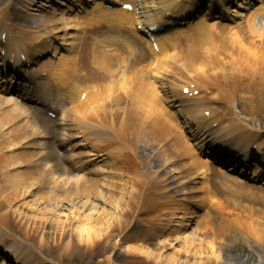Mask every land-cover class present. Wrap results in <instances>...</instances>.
Here are the masks:
<instances>
[{
	"label": "bare ground",
	"instance_id": "6f19581e",
	"mask_svg": "<svg viewBox=\"0 0 264 264\" xmlns=\"http://www.w3.org/2000/svg\"><path fill=\"white\" fill-rule=\"evenodd\" d=\"M12 1L0 0V36L10 31L16 32L14 35L16 37L6 38V46L2 47V50L6 49V53L9 51L17 53L23 45L30 48V45H33L32 48L38 49V45H34V42L44 41V39L47 41L42 42L44 45L40 47L42 50L38 51L39 54L49 51L52 39L59 40L61 49L57 52L56 45L53 49L52 57L56 58V62L53 63L49 58L46 61H37L39 68L35 70H21L32 77L31 84L33 87L28 86L27 90H34V93L39 94V97L43 99V102H31L37 107L32 106L30 108V105L28 107L26 103L16 101V98L20 95L26 96L22 93H25L26 90L14 91L13 95L5 98L3 95L8 93L4 90L5 87H2L4 81H2L1 76L2 71L0 73V164H3L4 167L1 172L3 173V169H5L4 173L1 174L2 176L0 175V203L3 205H0V208L4 209L3 207L6 205L12 204L11 209H14L12 211L18 218L14 222L6 211L0 209V226L2 227V229L0 228V232H2L0 240L4 239L7 242L10 237L16 240L15 244H22V241L15 237V230L7 229V223L13 225L28 223L27 225H29L32 222V226L38 223V228L51 224L60 236L67 232L70 234L67 237L68 239L64 240L66 249L73 245V237H75L78 243H83L86 248L95 251L101 247L99 244L119 235L122 224L135 210V196H141L142 201L140 198V204L144 205L145 209L149 205L155 206L161 195L164 197L167 193V189L163 188L176 183L175 180L180 178L179 175L181 177L186 175V167L189 168L187 176L193 180L194 184L198 179L206 183L207 179L215 174L209 158L219 159V156L226 157L227 155L224 153L225 151L217 148L216 144L239 150L238 155L245 157V159L250 156L247 150L248 135L245 132L234 134L235 131L240 130L239 124L235 122L236 125L231 122L222 124V118L218 117V114L212 108V105L216 102L221 107L226 106L224 104L227 102L226 100H231L230 93L234 97H238V94L229 93L223 87L224 85H231L235 89L243 82L237 83L239 85L234 81H228L230 85L226 82L220 83L222 84L219 87L221 89H217L213 98L199 96L200 98L188 100L181 93L182 88L194 85L200 90V93L201 91L206 93L210 86L205 81L190 78L188 81L185 80L187 85H179L178 90V85L174 80L166 78L163 73H170L171 76H174L175 73H194L200 69L213 70V65L209 60L205 57L204 60L197 57L199 55L197 50L203 44L211 45L212 53L208 54L211 62L215 60L217 51L232 49L236 54H241L239 58L232 56L234 53L230 56L235 68L240 69L242 74L246 70V76L253 75V79L255 78V80H249L243 86L245 93H247L245 97L248 104L263 102L264 0L257 1L258 6H252L247 0H242L236 4L238 9H243L241 12L226 7L222 16L214 13L215 16L213 17L212 14L199 17L194 21L186 18V16L196 11L198 0H108L119 5L123 3L131 4L133 6L132 13L117 8L107 9L101 0H85V3L93 4L92 10L95 11L96 17L100 13H108L117 16V20H122V17L132 20L128 14L133 15L134 26H140L142 29L147 23L165 18L164 14L170 11H172V15L167 20L170 25L174 24V19L177 17H184V21H193L185 29L182 27L185 24L183 23L181 24L182 28L170 27L165 34L157 36V44L158 46L161 45L158 53H155L148 43L143 40L144 43H132L139 55L130 53L123 59L110 58L111 52L108 51L95 55L88 54L89 61L82 59L87 52L84 34L79 30L81 28L79 21L82 18L78 14H82L81 11L84 10V5L79 3V0H71V2L78 3L74 5H77L76 7L80 10L74 18H68L67 13L72 12L71 7L67 8L68 12L61 11L56 15L42 14L41 28L38 27L37 30H34L26 24L24 34H21L15 28L14 24L18 22L17 20H20V15L15 12ZM27 1H29L28 5L34 2V0ZM211 4L215 6L213 1H211ZM245 4L249 7H246ZM59 5L64 4L59 3ZM84 11L86 12V10ZM244 11H248L247 14ZM216 13H219V11ZM229 20L234 24H231L233 26L227 29L225 23ZM22 22L26 21L22 19ZM116 27L118 28V26ZM40 31H44V33L42 34ZM215 43H221L222 46H214ZM145 47L151 56L156 57L155 60H150L148 64H150L149 72L152 74V78L154 80L161 79L158 82L157 90L153 88L146 73L141 72L138 75L129 71L126 75V71L145 61L144 57L147 55L144 50ZM62 49L67 54L60 53V51H63ZM72 62L76 65H73ZM127 65L131 66L127 68ZM37 71L46 73V80L40 79ZM110 74H113L114 79L121 85L125 84L123 80L126 78L128 88H130L128 92H132L131 99L126 102L124 98L123 101H120V107L118 105L120 102L113 106L116 108H112L105 101L99 102L101 95H104L102 93H97L98 98L92 101V98L96 97L94 96L93 87L84 80L85 78L95 77L98 78V84L104 83L108 77L106 75ZM55 83H58L61 89L67 87L65 92L58 86L56 87ZM115 86L116 83H110L108 88L112 90ZM117 86L120 88V85ZM145 88L151 92V95H148ZM109 89H107V94L112 93ZM244 90L242 91L244 92ZM86 91L87 94L84 100L78 103V99ZM117 97L120 100L123 98L114 94L113 100L116 101ZM238 98L236 100H245L242 97ZM60 101H64L66 104L62 105L59 103ZM123 102L130 105L128 115L136 118L138 124L130 125L127 122L126 125V121H124L126 118L121 121L110 118L111 109H116L119 114L123 112ZM44 105H48L49 108L59 112L56 119L49 121L48 125L45 122L46 117L35 113V110L40 106H42L40 109L42 112ZM166 108H170L173 113L167 112ZM204 110H210L211 114L214 115V119L207 121L203 117ZM116 112L115 110L113 112L115 117L119 115ZM91 114L96 115L94 116L96 119H92L94 123L88 120V115ZM173 114L181 122L176 123ZM97 119H100V122H97ZM146 122L151 124L147 126ZM104 123H106V126L103 125ZM214 123H217L215 128H213ZM175 124L179 125L181 129L179 133L185 142L176 141V143H171V140L176 136ZM135 129L141 131L142 136L147 134L154 143L151 145L155 147L152 150L144 148L147 153L146 158L156 154L157 156H155L160 160V162L157 160L159 163L154 165L152 161L151 168H153L152 172L154 171V173L151 172V179L150 181L146 180V183L138 181L141 176L136 177L135 182L128 181L135 167H140L139 158L135 156L137 154L134 150L138 142L136 141L137 134L133 135ZM183 131L187 133L189 142L185 140ZM107 138L111 140V143L113 142V145H108V148L100 150L101 142H104ZM231 138H238L240 141H232ZM166 141L170 142V148L164 150L162 145ZM48 142L52 146L51 151L47 148ZM232 142L235 143L230 144ZM180 145L186 151H180ZM191 145L195 149V155L192 153L193 148H191ZM83 147H86L84 152L78 151L77 148L81 149ZM128 147L129 153H126ZM25 148H31L34 151L31 150V152L25 153V151L23 152ZM56 149H62V151L59 153ZM38 150L41 151L37 152ZM204 152L210 155L207 159L201 158V154ZM170 153L183 159L171 158ZM39 155H41V159ZM129 159H131L130 163L132 164H129ZM186 159L188 166H182L178 171L173 170V175H171L169 164L186 161ZM223 160L227 161V159ZM262 160L264 161V156ZM36 162L45 163L46 168L44 166L39 167L40 169L37 168L34 165ZM91 163L92 168L90 169L88 165ZM128 164L130 167L133 166V170L125 167ZM164 164H168V166H164ZM20 165L23 166L22 170H15ZM94 169L98 173L92 176L88 174L89 177H86V174L94 171ZM146 169L149 172L148 167ZM243 173H246V171L241 166L238 174ZM260 173L261 169L255 166L250 174L251 180H256ZM119 174L122 176L117 177ZM33 176L38 178V184H34L36 178L32 179ZM241 180L243 178L231 179V181H227L228 186L234 188L237 181L242 182ZM48 182L50 183L49 190H47ZM168 182L170 183L168 184ZM155 186L159 187L161 195L152 191ZM44 189L47 191H44ZM174 190V195L178 197L180 193L178 188ZM41 191L46 192L48 196L44 198ZM150 191H152L151 196L149 195ZM246 191L250 192L251 189H245ZM261 193L264 195V191H261ZM153 194L158 195V198H153ZM125 196L130 197L129 202ZM195 215L194 211L185 210L181 216L177 217L176 222L169 223L168 226L163 225L170 229V234L174 233V240L185 247L183 253H185L187 259L181 261L178 257L176 258L177 255L163 256L162 249L155 254L133 245L125 247L126 253L132 256L138 253L142 255V258L153 264H204V259H214L216 264H220L222 261L221 250L214 247L215 244L212 241L206 242L205 245H208V247H202L208 250V257H204L197 252H191L190 254V249L193 247H198V251L202 250L197 229L191 227L193 224L196 225L197 216ZM188 229L190 230L187 231ZM162 234H166L168 238H165L166 243L163 241L161 247L164 249L171 248L170 243H167L171 239L169 234L165 232ZM255 236L264 246V237L262 238L258 231H255ZM38 239V244L41 246L43 237L39 236ZM129 240L131 239L127 237L122 238L123 243ZM4 246H6L5 253L9 256V260L13 259L15 264H30L32 262L31 255L27 252L28 247L23 248L24 255H22L18 247L15 248L6 243H4ZM26 246L32 247L29 243ZM0 264H4L3 260Z\"/></svg>",
	"mask_w": 264,
	"mask_h": 264
},
{
	"label": "rangeland",
	"instance_id": "374dc122",
	"mask_svg": "<svg viewBox=\"0 0 264 264\" xmlns=\"http://www.w3.org/2000/svg\"><path fill=\"white\" fill-rule=\"evenodd\" d=\"M53 1L59 2V0ZM28 2L29 1L27 0H13L12 6L16 8L19 7V10H17L20 15V20H18L19 25L23 27L26 26V24L22 22L23 19L24 21H26L27 25L29 24L30 27H32L34 30L41 26L42 14L55 15L57 13V8H59L55 6V4L51 2V0H34L31 5H28ZM39 3L40 5H38ZM45 5L47 6V8L43 7ZM19 25L16 24L17 27ZM88 25H90V30L93 31H97L101 28L100 25L86 21L84 28H86L87 31ZM20 26L18 28H21ZM41 32L44 33V31ZM219 45L222 46L221 43H215L214 46ZM210 46L211 45L209 44H203L200 49L198 48L197 51H199V55L197 57H200V59L202 60H204L205 57V59L209 60V62L213 65V70L206 71L200 69L199 71H196L194 73H175L174 76H172V79L176 84H179L184 80L188 81L190 78L205 81L206 84L210 86V89H208L207 91L209 93L206 95L207 97H209L213 93H216L217 89L222 85L220 83H228V81H234L237 84L239 82H243L239 87H236L235 89L229 83L228 85L230 86L224 85L223 87H225V89L229 91V93L232 92L233 94H238V97H242L245 100H236L239 98L234 97V95L230 93L229 97H231V100H226L227 102L224 103L226 104V106L221 107L219 104H216V107L214 108H217V112H219L221 118V114L223 115L224 120H227L229 122L230 120L235 119L236 122H239L241 127H243L254 136L258 137V140L259 138H262V142L260 140L259 142L261 144L263 143L264 147V101L248 104V100L245 97V94L247 93H245V90L243 89V86L247 84L246 82H249V80H255V78L253 79V75L246 76V70L244 71V74H242L240 73V69L238 70L237 68H235L230 56L234 53L232 56H234L235 58H239L241 54H236L232 51V49L227 51H217L215 60L211 62L208 56V54L212 53V49H210ZM262 50L264 51V47ZM130 66L131 65H127V68ZM149 68L150 64L146 62L126 71V75L129 71L135 72V74L138 75H140L141 72L146 73L151 84L153 85V88L157 90L154 82L151 79ZM91 70L93 71V69ZM166 75L168 74L163 73V76ZM106 76H108L109 78L107 77L103 84H98V78L95 77L84 79L93 87L94 96L96 97L92 98V101L98 98V96L96 95L97 93H102L104 95H101V97L99 98V102L105 101L109 104V106L111 105L112 108H116L113 106L118 104L120 101H123L124 98L126 102L131 99L132 92H128L130 88H128L129 85L126 78H124L125 80H123L125 84L121 85L117 82V80L114 79L113 74ZM110 83H116V86L112 88V90L108 88V85H110ZM117 85H120V88ZM106 88L109 89L112 93L107 94L108 91ZM242 90H244V92ZM145 91L148 93V95H151V92L146 88ZM210 92L212 93L210 94ZM114 94L117 96H122L123 98L120 100V98L117 97L118 101H115L113 100ZM211 97H213V95ZM96 102L98 103V100ZM118 105L120 107L121 102ZM123 105L124 110L120 114L116 112V109H111L109 113L110 118H113L116 121H121L126 118L124 120L126 121V125L128 123L130 125L138 124V120L136 118H133L132 116L129 117L128 115L130 105L125 102H123ZM114 110L117 115L119 114L117 117L114 116ZM94 116L96 115H88V120L90 122H93L92 119H96ZM97 122H100V119H97ZM149 124L151 123L146 122L147 126ZM103 125L106 126V123H104ZM175 127L176 136L171 140V143H176V141L185 142L181 138V134L179 133L181 131L179 125H176ZM135 130L133 132V135L137 134V137L139 139L137 138L136 140L135 138V140L138 142L136 143L134 150H136L137 157L139 158L138 161L140 163V167H135V170L132 172V175L130 179H128V181L135 182V178L141 176V179L138 181H141V183H146V180L150 181L151 179L150 175L153 169L151 168L152 161L154 165L155 163H159L160 160L156 157V154H153L152 156L146 158L147 153L144 148H146V150H152L153 148H155L154 146H151L154 143H152V140L147 134L145 136H142L141 131L139 132V130ZM105 140L106 143H103V145H113V142L111 143V140L109 138ZM185 140H187L186 137ZM179 147L180 151H186V149H182L181 145ZM169 148L170 142H164V144L162 145V149L165 150ZM169 156L171 158L174 157L180 160L183 159L176 157V154L173 155V153H170ZM39 157L41 158V155H39ZM157 160H159V162ZM130 162L131 159H129V164H132ZM178 162L179 163L174 162L169 164L171 175H173V170L178 171V169H180L182 166H188L187 159L186 161ZM129 164L125 167H127L129 170H133V166L130 167ZM144 165L146 167H143ZM42 166L45 167V163L44 165L40 164V168ZM164 166H168V164H164ZM147 167L149 169V172L146 169ZM2 168H4L3 164H0V175L5 171V169H3L2 173ZM185 170L186 175L180 177L178 180H175L176 183H173V185H167V187L165 186L163 188L167 189V193L164 198L163 195H161L159 187L155 186L152 191H155L156 194L161 195L160 200L156 202L157 204L155 206L149 205L145 209V207H143L144 205L140 204L142 201L141 196H135V210L131 212L129 218L124 224H122L119 235L117 237H111L110 239L104 241L102 244H99L101 247L95 251L89 250L83 243H78L76 241V238L73 236V245L70 248L66 249L64 240L68 239L67 237H69L70 234L67 232L60 236L55 230V227H52L51 224H46L45 226L38 228V223L32 226V222H30L29 225H27L28 223H18L15 225L7 223V229L15 230V234H13L18 240L22 241L21 248H29L27 252L30 253V258L32 260V263L34 264H153L152 262H148L147 260L142 258V255H139L138 253L135 256L127 254L125 251V247L127 245L139 246L140 248H144L155 254L159 253L162 249L163 256L177 255L176 258L178 257L182 261L187 259V257L185 256V253H183L185 247H183L180 242H177L173 239L167 241V243H170L171 248L164 249L161 247L162 242L164 241L166 243L165 238L168 237H166L164 234L161 235L162 233L159 235L158 230L161 228V224L158 219L161 216V219H163L162 224L167 223L168 221L171 222L173 220L172 218L175 219V216L178 214L180 208H183V206L179 203H181L180 200L184 195V192H189L188 189H191L193 187L194 189L192 190H196L198 192L192 193L191 196L198 198L200 201L198 202L201 205L200 207L202 209L203 207L204 209H206V211L204 212H202V210L199 211L200 218L199 223L197 224L198 227H196L198 236L201 239V248L208 247V245H205L207 241L214 242V247H217L221 250L222 261L220 264H264V246L255 236V231H258L260 233V236L262 238L264 237V202H261L262 198L245 193V189L247 188L245 185H243L242 189H240L238 186L232 188L231 186H228L224 182V180H219L217 182L222 184L213 183L212 185H205L206 187H208V189H206L201 184L192 186L190 177L187 176L189 168L186 167ZM152 173H154V171ZM32 179H35L34 184H38L37 177L33 176ZM189 180L190 182H187ZM169 183L170 182H168V184ZM183 184L187 185V188L185 187L184 190L182 188ZM49 186L50 183L48 182L47 190H49ZM176 188H180L179 197H176L173 193V190ZM45 189L44 191H47ZM152 191L149 192L150 196L152 195ZM252 193L253 192H251V194ZM41 194L44 196V198L48 196L47 193L43 191H41ZM156 194H153V198H158V195ZM125 197L129 202L130 197ZM0 205L3 206L2 203H0ZM205 205H210L211 207H206ZM11 206L12 204L9 206L6 205L5 207H3V210H5L10 215V218L15 222V220L17 221L18 218L16 217L15 213H13L12 210L14 209H11ZM39 236L43 237L41 246H39L38 244ZM125 237L131 240L123 243L122 238ZM27 243H29L32 247L26 246ZM197 248L198 247L191 248L190 254L191 252H197L201 253V255H203L204 257L209 256V252L207 249L202 248V250H199V252ZM203 263L216 264L214 259H204Z\"/></svg>",
	"mask_w": 264,
	"mask_h": 264
}]
</instances>
